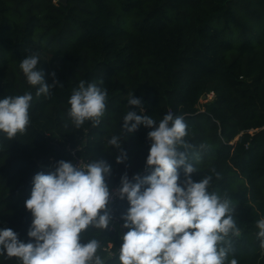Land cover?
I'll return each instance as SVG.
<instances>
[{
	"label": "trees",
	"instance_id": "16d2710c",
	"mask_svg": "<svg viewBox=\"0 0 264 264\" xmlns=\"http://www.w3.org/2000/svg\"><path fill=\"white\" fill-rule=\"evenodd\" d=\"M32 53L40 54L45 83L58 82L47 95L37 96L39 86L20 70ZM81 81H103L99 87L107 90L97 126L86 121L76 128L67 115ZM26 92L33 97L26 132L11 140L0 133V230L34 242L25 207L33 178L55 172L61 160L73 164L72 150L87 163L110 165L105 180L112 187L120 188L125 174L132 183L149 175L152 129L140 125L125 136L123 117L134 111L158 123L170 112L187 125L190 147L179 150L197 169L191 179L211 176L208 191L235 208L239 234L225 238L232 249L225 264H264L256 226L264 218V0H0V99ZM131 93L143 111L128 103ZM113 135L123 140L122 163L116 162L121 150L108 144ZM178 172L182 183L183 167ZM129 207L126 198L115 204L123 223ZM93 238L101 258L103 247L122 244L109 225L82 234L84 243ZM118 256L107 264H120ZM0 264L20 261L0 255Z\"/></svg>",
	"mask_w": 264,
	"mask_h": 264
},
{
	"label": "clouds",
	"instance_id": "9594fccd",
	"mask_svg": "<svg viewBox=\"0 0 264 264\" xmlns=\"http://www.w3.org/2000/svg\"><path fill=\"white\" fill-rule=\"evenodd\" d=\"M39 63V53H32L19 63L27 83L39 86L37 96L47 95L58 84L55 80L53 85L45 83ZM99 85L93 82L86 86L81 81L73 89L67 115L74 127L80 128L86 121L97 126L104 117L107 90ZM32 99L29 92L0 99V133L9 140L26 132ZM127 100L143 111L142 101L132 93ZM123 121L125 136L140 125L152 129L147 133L151 146L146 167L153 171L142 179L134 176L136 183L127 174L121 178L119 197L126 198L130 207L122 216L123 227L128 231L121 236L120 264H225L232 250L225 238L229 233L239 234L232 215L235 208L230 199L208 191L211 176L199 182L191 179L197 169L187 154L179 150V146L190 147L184 140L188 134L184 117L169 112L157 123L152 116L129 111ZM122 141L120 135H113L108 141L121 150L117 163L126 158ZM195 159L200 160L198 153ZM181 167L185 174L182 183L178 172ZM110 171V165L102 160L78 166L61 160L55 172L37 173L30 198L25 201L32 215L27 235L34 242L25 243L11 228L2 229L0 255L15 257L20 264H106L97 254L100 241L93 238L84 243L82 234L90 226L105 230L109 225L110 191L105 177ZM256 226L264 249V218ZM221 243L226 246H220ZM230 264H237V260L232 259Z\"/></svg>",
	"mask_w": 264,
	"mask_h": 264
},
{
	"label": "built area",
	"instance_id": "2783aa9c",
	"mask_svg": "<svg viewBox=\"0 0 264 264\" xmlns=\"http://www.w3.org/2000/svg\"><path fill=\"white\" fill-rule=\"evenodd\" d=\"M71 154L74 158V162H73L74 166H78L80 163L81 164H87L86 161H84L82 158L77 156V153L75 150H72ZM108 188L110 191V200H109L107 207H108V210H109V213L111 216V220L109 222V229L113 232H118L119 235L122 236L123 234H125L127 232V229L123 227L124 223L117 216L116 211H115V204H116L117 200L120 199L119 193H118L119 188L118 187H112L110 185H108ZM119 248H117V250H116L114 248L113 243H109L107 246L103 247V252L105 254V258H102V259L105 260L106 264H107L109 259H113L117 255H119Z\"/></svg>",
	"mask_w": 264,
	"mask_h": 264
},
{
	"label": "rangeland",
	"instance_id": "374dc122",
	"mask_svg": "<svg viewBox=\"0 0 264 264\" xmlns=\"http://www.w3.org/2000/svg\"><path fill=\"white\" fill-rule=\"evenodd\" d=\"M208 97L211 99V98L213 97V95H209ZM207 99H208V98H206V99H201V103H205V102L207 101Z\"/></svg>",
	"mask_w": 264,
	"mask_h": 264
},
{
	"label": "water",
	"instance_id": "95a60500",
	"mask_svg": "<svg viewBox=\"0 0 264 264\" xmlns=\"http://www.w3.org/2000/svg\"><path fill=\"white\" fill-rule=\"evenodd\" d=\"M60 2H62L63 4H66L67 0H59ZM202 99H206V96H203Z\"/></svg>",
	"mask_w": 264,
	"mask_h": 264
}]
</instances>
